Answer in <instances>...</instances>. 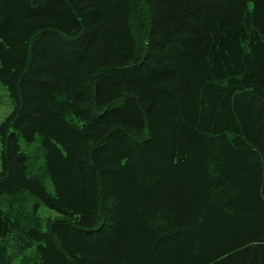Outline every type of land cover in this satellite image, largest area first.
Wrapping results in <instances>:
<instances>
[{
    "label": "trees",
    "instance_id": "obj_1",
    "mask_svg": "<svg viewBox=\"0 0 264 264\" xmlns=\"http://www.w3.org/2000/svg\"><path fill=\"white\" fill-rule=\"evenodd\" d=\"M0 87V264H264V0H0Z\"/></svg>",
    "mask_w": 264,
    "mask_h": 264
},
{
    "label": "rangeland",
    "instance_id": "obj_2",
    "mask_svg": "<svg viewBox=\"0 0 264 264\" xmlns=\"http://www.w3.org/2000/svg\"><path fill=\"white\" fill-rule=\"evenodd\" d=\"M9 110H10V102L8 101L5 91L0 87V122L3 119V117L7 113H9ZM0 149H1V145H0ZM46 185H48L47 187H49V184ZM38 213L40 217H42L45 220L46 219L53 220L59 217V215L56 212L50 210L45 206H40Z\"/></svg>",
    "mask_w": 264,
    "mask_h": 264
}]
</instances>
